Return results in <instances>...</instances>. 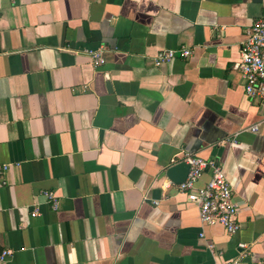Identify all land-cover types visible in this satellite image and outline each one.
<instances>
[{"label":"crops","instance_id":"1","mask_svg":"<svg viewBox=\"0 0 264 264\" xmlns=\"http://www.w3.org/2000/svg\"><path fill=\"white\" fill-rule=\"evenodd\" d=\"M262 15L264 0H0V264H264V107L233 69ZM184 154L222 167L235 234L166 186Z\"/></svg>","mask_w":264,"mask_h":264},{"label":"built area","instance_id":"2","mask_svg":"<svg viewBox=\"0 0 264 264\" xmlns=\"http://www.w3.org/2000/svg\"><path fill=\"white\" fill-rule=\"evenodd\" d=\"M87 53L95 67L104 63L101 49ZM191 54L192 50L184 46L177 49H162L155 54L153 62L158 66L172 61L176 56L188 58ZM233 69L240 75L245 96L264 107V15L255 19L245 29V37L240 44L239 60L233 64ZM220 143L224 144L226 141L221 140ZM179 162L189 166L186 179L179 184L168 182L166 186L172 184L178 192L184 194L187 202L197 207L201 224L207 226L218 224L228 235L235 234L240 227L238 205L233 200L232 188L222 167L213 160H205L189 154L172 160L173 164ZM204 170H209L210 177L203 187L196 188L195 183ZM44 195L51 208L57 210L59 204L54 194L46 191ZM30 215L36 216V209H33ZM238 246L243 250L240 258H244L247 255L244 252L246 245ZM10 255L9 250H0V262L6 261ZM230 264H238V260Z\"/></svg>","mask_w":264,"mask_h":264},{"label":"water","instance_id":"3","mask_svg":"<svg viewBox=\"0 0 264 264\" xmlns=\"http://www.w3.org/2000/svg\"><path fill=\"white\" fill-rule=\"evenodd\" d=\"M189 166L184 162L173 164L166 168L165 176L174 184L182 183L188 174Z\"/></svg>","mask_w":264,"mask_h":264}]
</instances>
